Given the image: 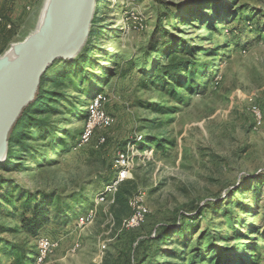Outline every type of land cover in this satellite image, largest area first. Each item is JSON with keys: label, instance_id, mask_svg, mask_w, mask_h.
<instances>
[{"label": "rangeland", "instance_id": "obj_1", "mask_svg": "<svg viewBox=\"0 0 264 264\" xmlns=\"http://www.w3.org/2000/svg\"><path fill=\"white\" fill-rule=\"evenodd\" d=\"M59 1L50 0L45 11L47 0H0V57L53 23ZM198 1L97 0L89 32L93 31L90 42L96 49L92 65H83L89 66V81L74 86L66 101L74 109L62 123L78 136L69 147L58 143L52 156L40 161L30 158L21 170L0 168L1 176L11 177L14 185L52 193L61 197L60 202L75 196L76 214L68 222L50 221L33 238L18 228L19 215L11 217L2 207L0 225L5 230L0 237L20 248H32L28 264L41 235L59 239L41 264H131L144 249L152 251L144 241L155 227L178 225V221L191 228L171 237L165 248L184 252V264L196 248L205 254L198 264H212L223 256L231 258L230 264H264V31L260 38L242 37L240 45L228 38L223 42L228 21L224 27L219 24L223 34L202 24L211 14L209 4L202 9L206 14L202 20L187 19L186 10ZM236 1L264 12V0ZM180 11H185L184 19H175ZM171 32L203 47L219 44L215 55L200 53L202 60L214 62L212 77L202 91L172 96L140 85L143 72H152L163 59L156 57L151 45L159 46L163 35ZM130 59L134 68L125 73ZM99 90L108 95L105 107L113 123L97 128L88 142L79 145L89 101ZM136 134L165 138L164 149L152 145L142 150L138 144L129 148L130 174L125 180H130L134 194H142L148 217L138 229L124 230L107 199L98 204L91 222L77 226L78 216L93 207L98 193L116 178V154ZM43 149L51 150L47 143ZM6 156L0 162H6ZM128 212L129 208L120 209L122 219ZM8 246V242L0 244V264H17ZM158 258L164 264L178 260L176 254Z\"/></svg>", "mask_w": 264, "mask_h": 264}, {"label": "trees", "instance_id": "obj_2", "mask_svg": "<svg viewBox=\"0 0 264 264\" xmlns=\"http://www.w3.org/2000/svg\"><path fill=\"white\" fill-rule=\"evenodd\" d=\"M202 1L205 0H199L197 4L186 10L189 15L187 19L193 20L190 18L192 16L196 20H202L203 16L206 15L202 14V9H206V5L209 4L208 9H210L211 14L204 17L202 24L208 26L210 30H217L223 34L224 32L219 30V24L222 25L228 21L227 25L230 26L226 29L229 33H224L223 42L228 38L235 45H240L242 37H246V39L260 38L264 31V21L262 20L264 12L259 8L246 9L244 8L245 5L239 4L240 2L236 0H207L204 6H202ZM175 14V19H184L185 17V11ZM237 19L239 21H236ZM222 27L224 26L222 25ZM158 31L162 32L163 28L161 30L158 26ZM99 33L102 35L104 31L100 30ZM92 37L93 31L89 35V40L75 57L71 59L57 58L46 68L34 98L21 110L8 134L6 162H0V168L7 171L21 170L24 162L30 158L34 157L40 161L44 157L52 156L59 150L58 143L61 142V148L69 147L72 140L78 136L77 131L64 128L62 123L67 120L66 117L74 109V106L70 108L66 103L75 90L74 86H80L83 85V82L89 81V72H87L89 66L83 65L86 62L92 65L91 55L96 49V45L90 42ZM163 38L159 46H155V43L151 45V50L155 52L156 57H163V59H160L152 67V72H143V81L140 85L145 89L155 87L159 92H166L172 96L180 95L185 91L189 93L202 91L204 87L208 86L210 77H212L214 62L202 60L200 53L208 51V55H215L216 52L214 51L219 49V44L203 47L173 32L168 33V35L164 34ZM126 63L128 68L125 73L134 68L132 59ZM90 90L86 92L87 95ZM140 104L144 105L142 102ZM65 137H70L68 139L71 140H65ZM164 139L155 135L144 137L142 134H136L131 142L133 145L138 144L142 150L146 147L151 148L152 145L159 150L164 149ZM45 143L50 146V152L43 149ZM260 179L262 178H258L256 181ZM129 182L128 179L120 181L113 194L112 215L118 222L122 221L120 209L128 210L129 208L127 216L131 212L129 199L134 193ZM74 197V195H69L60 202V196L14 185V180L11 177L5 178L0 174V212L5 207L9 213L7 215L11 217L19 215L18 228L32 238L38 236L42 228L52 220L68 222L70 216L76 214L74 204H72L75 203ZM139 227L130 230L134 231ZM190 228L191 224L185 225L181 221H178V225L176 222L158 225L151 232L149 239L144 241V246L148 242L150 243L149 247L152 248V251L148 252L149 250L144 249L143 256L137 261L133 260L131 264H164L158 258L161 254L166 257H172L176 254L178 260L171 262V264H184V252L176 253L174 249L165 248V246L171 237L182 234ZM4 230L5 228L0 225V233ZM7 242L9 243L7 249L10 248V254L16 255V263L28 264V260L32 258L30 256L32 248L24 245L20 248L16 242L7 240L5 242L0 237V244L7 246ZM16 250L18 253L14 254ZM204 255L200 248H196L192 251L188 264H198L197 260L203 258ZM230 259L229 256H223L221 260L212 264H230Z\"/></svg>", "mask_w": 264, "mask_h": 264}, {"label": "water", "instance_id": "obj_3", "mask_svg": "<svg viewBox=\"0 0 264 264\" xmlns=\"http://www.w3.org/2000/svg\"><path fill=\"white\" fill-rule=\"evenodd\" d=\"M53 23L28 38L27 49L0 73V160L21 110L34 98L46 68L71 59L85 45L97 0H60Z\"/></svg>", "mask_w": 264, "mask_h": 264}, {"label": "built area", "instance_id": "obj_4", "mask_svg": "<svg viewBox=\"0 0 264 264\" xmlns=\"http://www.w3.org/2000/svg\"><path fill=\"white\" fill-rule=\"evenodd\" d=\"M3 21L2 16L0 15V22ZM10 24H7V27ZM108 102V95L104 91H99L96 93L88 104V114L85 124L83 126L82 133L80 135L79 141L77 144L81 145L88 142L97 128H107L110 127L113 123V117L106 110V103ZM254 122L261 123L262 120H254ZM104 141V137L100 138V142ZM133 146L132 142H129L126 149L118 150L115 158L117 163V176L116 178L106 184L103 189L98 193L96 198L95 205L90 207L86 211L82 212L75 224L77 226L84 225L88 222H91L97 212V206L103 201L110 199V203L113 202V194L116 190L118 183L124 180L130 174V157H129V148ZM129 205L131 212L128 216H125L121 221V228L124 230H130L136 227H139L144 223L148 213L150 212L147 207L142 194L136 193L129 199ZM59 245V239L51 238L47 235H41L37 238L36 241V255L31 262V264H41L49 256V254ZM79 244H75L74 248H77ZM102 248L106 247L105 243L101 244Z\"/></svg>", "mask_w": 264, "mask_h": 264}, {"label": "bare ground", "instance_id": "obj_5", "mask_svg": "<svg viewBox=\"0 0 264 264\" xmlns=\"http://www.w3.org/2000/svg\"><path fill=\"white\" fill-rule=\"evenodd\" d=\"M47 1L48 2L45 6V11L50 0ZM26 49H27V44L25 42L17 43L13 45L10 49H8L4 53V55L0 57V73L3 72L11 62L19 58L23 54V52H25Z\"/></svg>", "mask_w": 264, "mask_h": 264}]
</instances>
